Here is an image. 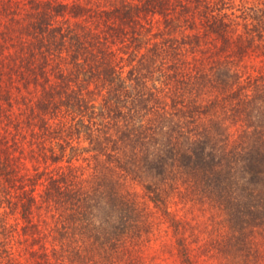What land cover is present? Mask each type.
I'll list each match as a JSON object with an SVG mask.
<instances>
[{
  "label": "trees",
  "instance_id": "obj_1",
  "mask_svg": "<svg viewBox=\"0 0 264 264\" xmlns=\"http://www.w3.org/2000/svg\"><path fill=\"white\" fill-rule=\"evenodd\" d=\"M234 2L0 0V264H158L162 223L178 264H264V15Z\"/></svg>",
  "mask_w": 264,
  "mask_h": 264
},
{
  "label": "rangeland",
  "instance_id": "obj_2",
  "mask_svg": "<svg viewBox=\"0 0 264 264\" xmlns=\"http://www.w3.org/2000/svg\"><path fill=\"white\" fill-rule=\"evenodd\" d=\"M244 4L239 3V0H235L233 7L226 8L227 13L230 16H234L239 22H242L245 17L247 22L255 21L253 18L254 13L257 11L264 15L260 8H264V0H246ZM241 6L245 9L241 10ZM250 62V59L248 60ZM232 130V128H229ZM195 215V231L198 237V242L201 241V237L207 235V226L209 217L207 213L199 211H193ZM165 224H160L155 230V236L145 243L142 249V256L145 262H153L158 264H178V259L174 253L173 241L170 232L165 228ZM197 245V243L195 244ZM201 262L199 264H219L218 261L209 257V254L200 256ZM200 261V260H199ZM263 262V261H261Z\"/></svg>",
  "mask_w": 264,
  "mask_h": 264
}]
</instances>
